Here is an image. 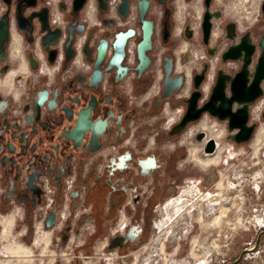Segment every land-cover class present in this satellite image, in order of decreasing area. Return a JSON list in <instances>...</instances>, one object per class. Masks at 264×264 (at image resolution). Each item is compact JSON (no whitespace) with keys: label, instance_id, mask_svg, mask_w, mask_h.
<instances>
[{"label":"flooded vegetation","instance_id":"obj_1","mask_svg":"<svg viewBox=\"0 0 264 264\" xmlns=\"http://www.w3.org/2000/svg\"><path fill=\"white\" fill-rule=\"evenodd\" d=\"M260 8L255 34L222 0H0V232L55 240L68 264L161 235L187 177L216 178L201 156L244 135L230 123L244 143L264 120Z\"/></svg>","mask_w":264,"mask_h":264},{"label":"rangeland","instance_id":"obj_2","mask_svg":"<svg viewBox=\"0 0 264 264\" xmlns=\"http://www.w3.org/2000/svg\"><path fill=\"white\" fill-rule=\"evenodd\" d=\"M222 2L226 18L239 17L243 20V25L248 24L255 34L261 31L262 0H222ZM257 113L256 109L254 114ZM199 125H193L185 132L187 141L191 140L193 130ZM263 129L264 120H261L252 138L244 143H232L220 138L219 151L214 158H211L213 162L210 161V165L199 164L203 172L211 166L216 168V178L212 181L207 178L199 187L204 193H224L226 199H221L222 202L217 204L215 211H219L222 205L227 206L225 218L231 221L228 222V227L224 225L211 227L209 220L212 213L209 214L206 210L205 203L202 204L203 209L189 204L186 209L190 215L184 219H172L168 226L164 227L161 235L150 236L141 247L128 253L122 260L119 256L114 257L113 253L107 254L95 250L90 258L83 257L80 264H103L105 261L102 262V258L105 255H111L106 260H110L113 264H142L147 257H151L154 264H225L236 259L242 250L252 246L258 236L257 249L244 254L236 264H264V222L259 223L254 219L255 215L264 219ZM216 131L221 130L216 129ZM188 146L191 150L198 147L194 140H191ZM257 147L259 150L257 149L255 153ZM201 157L203 160L206 159L205 156ZM194 180L198 178L187 177L183 183L184 188L192 187ZM217 180L222 181V188L215 187ZM200 215L203 216L202 220L199 219ZM5 223H8L7 233L0 235V264H54L56 261L68 264L71 259L73 253L69 247H59L55 240L49 242L46 236L32 237L30 242H27L21 235L22 226L16 222L11 225L9 221ZM203 239L205 245L201 243ZM15 245L19 247L18 251L12 250ZM145 245L148 248L144 249Z\"/></svg>","mask_w":264,"mask_h":264},{"label":"bare ground","instance_id":"obj_3","mask_svg":"<svg viewBox=\"0 0 264 264\" xmlns=\"http://www.w3.org/2000/svg\"><path fill=\"white\" fill-rule=\"evenodd\" d=\"M216 31V30H215ZM216 34V33H215ZM264 130V129H263ZM262 132V131H261ZM221 134V133H220ZM219 134V135H220ZM256 147V146H255ZM219 149V148H218ZM258 147L255 150V153H257ZM219 151V150H218ZM221 151V150H220ZM193 152V151H192ZM217 153V152H216ZM254 153V155H255ZM214 158V156H213ZM199 159V158H198ZM212 159H207L206 160H201L200 162H202L203 165H210V161ZM213 162V161H211ZM215 162V161H214ZM201 164V163H200ZM223 180V179H222ZM218 181V182H217ZM215 183V187L217 186L218 188H222L223 187V183L220 180H217ZM227 184V183H226ZM233 184V183H232ZM228 185H230V182H228ZM193 187V186H192ZM191 186H187L186 188H184L180 193L179 196L171 199L169 202L166 203V205L163 208L164 211V216L163 219L161 221H159L157 224L159 227L164 226L166 223L169 224V222L172 219H184L186 216L190 215L189 211H187L186 206L191 204L192 206L197 205L199 207V209L202 208V204L205 203L206 204V210L209 211V214L212 213L211 217H210V225L211 227H221V226H225L228 227V222L225 218V215L227 214V206L222 205L219 209V211H215L216 210V206L217 204H219V202L222 200H225L226 198L224 197V193H212V192H206L203 193L200 191V188H192ZM226 188V187H225ZM230 188V187H229ZM233 188V187H232ZM228 190V188H227ZM220 192V190H219ZM227 192V191H226ZM227 194V193H226ZM222 202V201H221ZM238 202V201H237ZM237 204H235L236 206ZM229 206V205H228ZM196 207V206H195ZM190 209V207H189ZM192 209V208H191ZM203 209V208H202ZM195 210V209H194ZM192 212V211H191ZM204 212V211H203ZM238 213V212H237ZM204 214V213H203ZM233 214V212H232ZM207 214H205L206 216ZM236 215V214H235ZM208 216V215H207ZM231 216V215H230ZM238 216V215H237ZM241 216V215H239ZM229 217V216H228ZM242 217V216H241ZM206 218V217H205ZM204 218V220H205ZM199 219L202 220L203 216L200 215ZM232 219V218H231ZM237 219V218H236ZM254 219L259 222L262 223L264 222V219L261 216L255 215ZM241 221V219H239ZM199 221V220H198ZM202 222V221H201ZM206 222V221H205ZM231 222V221H230ZM229 222V223H230ZM236 222V221H234ZM199 223V222H198ZM233 223V222H232ZM261 225V224H260ZM168 226V225H167ZM220 229V228H219ZM228 229V228H227ZM7 233V226L6 224L2 225L1 228V232L0 235H5ZM194 240V239H193ZM192 242V241H191ZM196 241H194L195 243ZM205 239L202 240L201 243L204 244ZM192 244V243H191ZM205 245V244H204ZM13 246V245H12ZM160 247V246H159ZM10 248V246H9ZM12 248V247H11ZM13 251H18L19 247L15 245V247L12 249ZM161 250H164V247L162 245ZM159 250V251H161ZM193 254V253H192ZM165 260V259H164ZM136 263V262H135ZM142 264H154V262L152 261L151 257H147L144 260V263Z\"/></svg>","mask_w":264,"mask_h":264},{"label":"water","instance_id":"obj_4","mask_svg":"<svg viewBox=\"0 0 264 264\" xmlns=\"http://www.w3.org/2000/svg\"><path fill=\"white\" fill-rule=\"evenodd\" d=\"M260 46H261L262 52H261V55L259 57V64H258V66L255 67L256 68V74H255V77H254L255 78V81H257L260 77H262V75H258V74H259V70H261V69L264 68V34H263V36L261 38ZM251 51H252V46H250L249 53H251ZM225 56L226 57L229 56L228 53H226ZM204 109H208V107L207 106H204L201 110H204ZM193 117H195V116H187L186 115L183 118V120L181 121L180 125H184V123L189 118H193ZM243 117H244V120H245V118H246L245 113H243ZM232 127H239L240 130L242 131V133H244V135H242L241 138L234 139L235 142L238 143V142L245 141V140L248 139L250 128L245 129L242 123L241 124L240 123L239 124L238 123H230V128H232ZM214 142L215 141L213 139H209L208 140V143L209 144L214 143ZM213 151L214 150H213L212 147H210V148H208V150H206L207 153H212ZM258 243H259V236L256 238V240H255V242H254V244L252 246H250L248 248H245L244 250H242L239 253V255H238V257L236 259H234L232 261H229V262H227L225 264H236L243 257L244 254L251 253V252L255 251L257 249Z\"/></svg>","mask_w":264,"mask_h":264}]
</instances>
